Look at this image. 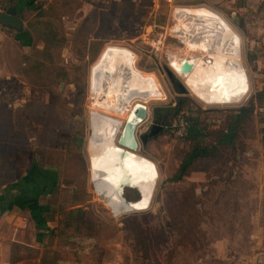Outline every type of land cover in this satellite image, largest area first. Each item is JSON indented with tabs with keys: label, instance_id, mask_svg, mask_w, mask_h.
<instances>
[{
	"label": "rangeland",
	"instance_id": "obj_1",
	"mask_svg": "<svg viewBox=\"0 0 264 264\" xmlns=\"http://www.w3.org/2000/svg\"><path fill=\"white\" fill-rule=\"evenodd\" d=\"M225 5L223 2L220 7L229 14L232 8ZM34 7L23 11L26 26L29 22L49 23L55 30L56 45L44 52L43 34L33 29L30 38L25 35L23 43L27 46L4 42L0 61L6 75L0 86L5 96L0 100L5 107L7 130L0 129V149L14 171L34 162L41 168L54 169L61 183L49 198L57 212L53 231L41 253L43 262L228 264L224 245L219 251L215 243H221L218 240L230 233L233 239L226 243L240 244V230L251 231L264 222V97H258V91L264 88V64L255 62L264 51L259 50L257 42L251 46L245 39L255 37L256 23L241 33L225 11L189 1L36 0ZM182 7H207L222 15L240 35V58L231 53L223 55L209 44L190 49L188 44H193L179 38L183 36L179 34L175 10ZM108 47L132 52L136 67L143 72L138 71L154 75L165 93L162 98L142 101L146 102L147 116L137 126L139 143L133 151L143 157L155 176L150 177L149 172L144 178L132 175L130 183L122 186L125 204L118 208L110 204L107 192L99 190L89 154L101 142L113 140L120 145L123 123L139 101L129 109L127 90L134 75L125 81L113 74L111 84H117V90L111 86L104 92L100 84H94V72L99 70L98 62ZM199 57L204 60L202 64L194 65L189 60L182 63V58ZM164 66L186 86L187 93L176 91ZM113 69L128 77L131 74L129 62L123 69ZM241 71L248 76V89L240 100L214 102L212 98H199L201 92L215 89L212 78L233 79ZM244 81L245 78L224 80L219 86L224 89ZM204 84L203 89H196ZM182 98L191 116H167L170 107L178 105ZM252 104V112L237 131L235 159L225 165H203L225 169V173L232 170L230 176L224 177L226 181L200 191L203 183L214 178L211 181L202 171L174 178L189 148L183 142L184 133L196 135L204 126L224 127L235 109ZM114 121L118 123L117 130ZM154 123L162 127L143 142L140 135ZM193 180L199 183L197 197L192 196ZM139 200L145 207L127 209ZM77 206L85 209L84 217L69 215V210ZM194 221L198 223L193 227ZM12 249L30 253L19 245Z\"/></svg>",
	"mask_w": 264,
	"mask_h": 264
},
{
	"label": "crops",
	"instance_id": "obj_2",
	"mask_svg": "<svg viewBox=\"0 0 264 264\" xmlns=\"http://www.w3.org/2000/svg\"><path fill=\"white\" fill-rule=\"evenodd\" d=\"M9 1H13V3H7ZM168 2H176V3H185V2H196V3H203L209 7H218L221 11H225L226 8L220 7L224 2L229 8H232L230 13H226L227 17L231 19L233 25L241 32H245L247 28L253 26L256 23V34L255 37L249 38L246 37V41L250 42L251 46H253V41L257 42L256 46L259 47V50L264 51V0H167ZM221 2V3H220ZM13 4V5H12ZM36 4V0H0V10H4L7 7L11 6L15 8V13L18 17L23 20L22 30H16L14 28L5 26L0 23V54L5 48L4 42H19L20 45H26L27 43H23L26 38H30L32 33L28 25L26 26V21L23 18V11L26 9H34V5ZM176 10H180V12L187 13L185 10H189V13L196 14L200 16V14H204L209 10L215 12L218 15H214L215 22L217 26L224 22L229 28L232 33L237 36L238 42L240 39L239 33L234 30V28L230 25V23L219 13L214 10H211L207 7H197V8H177ZM237 12V13H236ZM210 13V12H209ZM225 20V21H224ZM177 26L179 30L183 27V24L180 20H178ZM233 28H231V27ZM31 34V35H30ZM30 35V36H29ZM180 40L187 43V37L183 36L179 37ZM228 42V45L231 46L234 42ZM231 43V44H230ZM190 49H199L198 46L193 45V47L189 46ZM201 50V49H200ZM111 52H116L117 59L112 61L109 59V55ZM129 59H126V57ZM212 59L217 60V57L214 55L211 56ZM233 58V56H232ZM184 61L182 63L192 61L194 65L202 64L204 62L203 59L195 58V59H186L182 58ZM222 59V58H221ZM227 59V58H226ZM226 59L224 60L226 62ZM187 60V61H186ZM219 60V59H218ZM241 60V59H240ZM221 61V60H219ZM129 62L131 74L128 77L127 75H123L122 72H114L115 68L123 69ZM257 64H264V54L262 56L258 55L255 61ZM212 63V62H211ZM100 65L99 70L95 73L94 72V84H100L102 91H108L111 86L112 75L115 74L116 77L123 80H132L134 72L138 71L135 65V55L132 52L124 50L122 48H115V47H108L104 54L102 55L100 61L98 62ZM118 69V70H119ZM142 71V70H140ZM4 67L0 61V80L2 76L6 75L4 73ZM143 72V71H142ZM244 75L239 74L236 78L230 79H216L212 78V83L217 87H220L219 84L224 81L228 80L230 82H236L242 78L248 77L247 74L241 71ZM264 73H261L263 75ZM149 75L146 74H139L136 79V96L141 90L144 88H151L157 89L160 87L159 82L158 85L155 80L147 82L146 78ZM154 76V75H153ZM155 77V76H154ZM210 78V77H209ZM156 79V77H155ZM235 79V81H234ZM134 80V78H133ZM156 81H158L156 79ZM104 82H107V89L104 90ZM134 82V81H133ZM131 83V81H130ZM243 82H240V85ZM133 84V83H132ZM237 85V84H236ZM132 86V85H131ZM202 86H196L197 90L203 89ZM131 88L127 90V94L129 93ZM214 89V90H215ZM205 90V89H204ZM201 92L200 97L204 100V98H208L210 100L214 97L217 98L212 100L214 102H222L220 96H222V91L218 92L215 91ZM122 94V93H121ZM5 94H3V90L0 86V99H3ZM204 97V98H203ZM128 100V99H127ZM135 103L127 101V104L130 107ZM115 130L118 129V123L114 121L113 123ZM122 153L118 155H113L110 153L104 154V156L100 157L99 159L95 158L93 154H89L90 161L95 171V177L100 181V173L102 165L105 163L106 160L113 162L109 156H117V157H126V151L128 149L120 148ZM132 153V152H130ZM137 155L135 153H132ZM143 158V157H142ZM32 163V162H31ZM10 166V163H9ZM11 167V166H10ZM12 173L14 175V180L12 183L2 189H0V264H40V257L43 248L46 245L47 237L49 233L52 231L54 222L53 220H47L43 215L42 212L47 209V206L44 204L38 203H29L30 200L36 199L37 195L43 191H48L49 188L55 183L56 181V173L54 169L51 168H41L34 162L27 166L23 165V167L16 168V171L11 167ZM194 171H202L204 176H206V172L203 170H193ZM188 174V173H187ZM186 174H184L185 176ZM157 177V176H156ZM192 191L197 197V192L206 191L207 188H213L215 186H219L216 183H203L201 187H199L200 191H197L198 182L193 180L192 181ZM131 184H134L133 182ZM136 185V184H135ZM223 186V185H221ZM220 186V187H221ZM262 209V207H260ZM227 239H233L232 234L225 238H222L218 241L221 243L216 242L215 247L218 250H221L222 244L223 252L227 258L228 264H264V222L262 221L261 225L253 228L251 231L248 229L245 232L240 230V244L231 245L227 244ZM236 239V238H235ZM244 239V240H243ZM15 244H18L23 249H29L30 253L23 252V250L16 253L14 249Z\"/></svg>",
	"mask_w": 264,
	"mask_h": 264
},
{
	"label": "bare ground",
	"instance_id": "obj_3",
	"mask_svg": "<svg viewBox=\"0 0 264 264\" xmlns=\"http://www.w3.org/2000/svg\"><path fill=\"white\" fill-rule=\"evenodd\" d=\"M209 12L210 11L197 16L196 14H185L183 12H180V10H175V14L183 24V27L179 30V34L182 36H187L189 42L198 47H205L209 44L210 48L219 53H222L223 55H230L231 53L235 57L240 58V39L238 40V42H235L237 40V36L230 31V28L224 22H221V24L217 26L214 18L215 14ZM208 40L210 42H208ZM229 40L230 42H234L232 44L230 43L231 46L228 45L227 41ZM109 59L112 61L116 60V52H111V54L109 55ZM139 74L144 73L140 71L134 72L135 79L127 96L129 102H142L150 98H162L165 96V93L162 92L161 88L158 87L157 89L152 90L151 88L147 87L141 90L137 97L136 79ZM240 74L244 75L243 73ZM146 80L149 83L150 81L155 80V82L157 83L153 75L147 76ZM113 88L117 90L118 85L114 84ZM106 89L107 82H104V90ZM247 89L248 77H246L245 81L240 85H228L224 89L217 87L212 93H214L215 91H222V96H220L222 102H232L240 100L246 94ZM213 99L215 100L217 98L214 97ZM136 105H138V103ZM119 146L122 145L120 144ZM119 146L113 140L101 142L94 146L92 154L97 159L107 153L118 155L122 153ZM122 147L128 149L126 151V157L122 156L117 161L113 160V162L106 160V164L104 163L102 165L100 181L98 182L99 190L102 192H107L109 194L111 199L110 204H112L115 208H118L125 204L122 186L124 184L130 183V177L132 175L141 176L142 178H144L145 175H147V172H149L150 177L151 175L153 177L155 176V171L147 166L148 163L143 158L132 154L136 149H130L125 146ZM123 166L125 167V171L123 170ZM153 181L154 178L150 181L152 185ZM139 202L140 201L128 205L127 209L133 210L145 207L141 206L142 202Z\"/></svg>",
	"mask_w": 264,
	"mask_h": 264
},
{
	"label": "trees",
	"instance_id": "obj_4",
	"mask_svg": "<svg viewBox=\"0 0 264 264\" xmlns=\"http://www.w3.org/2000/svg\"><path fill=\"white\" fill-rule=\"evenodd\" d=\"M7 3L9 4L13 3V1H9ZM39 24L40 25H38V23L35 22H29L28 25L29 28L35 30L36 33L39 32L40 34L41 33L43 34L41 38L44 41V52L49 51L52 47H55L56 45L55 30L53 28L51 29L50 24L47 22L40 21ZM258 97L259 98L264 97V88L258 91ZM181 100L182 101L178 105H173L172 107H170L169 109L170 111H168L167 116L175 117L179 113L181 114L184 113L186 114V116H191L190 107L187 106L185 102H183L186 101V99L182 98ZM4 109L5 107L3 106L0 100V129L3 128L4 130H7L5 125L6 114ZM252 110H253V104L250 106L242 105L239 108L235 109L232 112V114L229 115L228 120L225 123L224 127L219 126L217 128H213L209 126H204L203 128L200 129V132H198L196 135H189L184 133L183 142L185 144L188 143L189 148L185 152L181 164L179 165L178 170L174 175V178H178L193 170H203L206 172V176L209 177V179L211 177L214 178V181L210 179L213 183L226 181L227 179L224 177L227 175L230 176V172L232 170H229L228 172L225 173V169L224 170L209 169L208 167H204L203 165H207V164L215 165V163L216 164L218 163L220 165H225L227 162H230L235 159L236 155L238 154L237 153L238 147L235 143V138L237 137V131L241 128L242 122L248 118ZM162 120L163 122H165L164 118ZM201 130L203 133L201 132ZM13 180H14V175L12 173L11 167L7 162V157L0 149V189L10 185ZM60 186L61 183H59V180H57V176H56L55 183L49 188L48 191H43L39 193L36 199H32L29 201V203H38L47 206V209L42 212V215L47 220L49 219L53 220L55 216V212H57V209L53 207L49 198L57 191V189L60 188ZM192 196L195 197L194 193L192 194ZM44 197L46 198V200H42V198ZM73 208L69 210V215H73V217H77V218L84 217L85 209L81 208V206H77ZM58 210H61V207H59ZM197 223L198 221L197 222L194 221L193 227ZM167 224L169 223L167 222ZM191 228L192 226H190L189 230H191ZM142 242H143V247L145 249L146 246L143 238H142ZM17 245L18 244H15L14 247ZM42 259H43V255L42 257H40V264L44 263Z\"/></svg>",
	"mask_w": 264,
	"mask_h": 264
},
{
	"label": "water",
	"instance_id": "obj_5",
	"mask_svg": "<svg viewBox=\"0 0 264 264\" xmlns=\"http://www.w3.org/2000/svg\"><path fill=\"white\" fill-rule=\"evenodd\" d=\"M15 12H16L15 8L12 6H9L4 10H0V23L5 26L14 28L16 30H22L23 20L20 17H18ZM164 68L167 72L170 81L173 83L176 91L179 93H187L188 89L186 88V86L174 75V73L167 66H164ZM136 104H134L128 116L126 117L122 126L121 133L118 137V143L130 149L138 148L139 139L136 129L137 126L142 121H144V119L147 116L146 104L143 102H139L138 105ZM161 127H162L161 125L155 123L152 124L149 127L148 131L140 135V138L142 139L143 142H145L147 137L154 134ZM82 142L85 145L84 139L82 140ZM124 169L125 167L123 166V170Z\"/></svg>",
	"mask_w": 264,
	"mask_h": 264
},
{
	"label": "built area",
	"instance_id": "obj_6",
	"mask_svg": "<svg viewBox=\"0 0 264 264\" xmlns=\"http://www.w3.org/2000/svg\"><path fill=\"white\" fill-rule=\"evenodd\" d=\"M179 122H180V124H182V125L184 124L183 119H180ZM178 132H179V131H178ZM180 134H182V132H180Z\"/></svg>",
	"mask_w": 264,
	"mask_h": 264
}]
</instances>
